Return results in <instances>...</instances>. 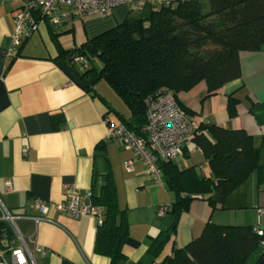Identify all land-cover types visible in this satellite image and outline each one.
Segmentation results:
<instances>
[{"label":"crops","instance_id":"0c3cea01","mask_svg":"<svg viewBox=\"0 0 264 264\" xmlns=\"http://www.w3.org/2000/svg\"><path fill=\"white\" fill-rule=\"evenodd\" d=\"M17 6L15 0H0V201L15 215L18 231L34 251L37 264L110 263L94 252L96 217L89 213L75 219L53 206L64 199L66 186L79 192L82 203H90L91 191L99 193L107 174L113 179L116 202L129 227L123 250L127 258L118 264H139L164 230L171 234L153 264L198 237L208 222L264 227V197L255 193V172L226 196L223 208L212 209L206 200L194 198L175 219L170 212L175 195L162 174L160 182L150 177L134 149L108 136L105 120L123 123L121 117L131 119L129 108L101 80L93 91H86L71 63L67 68L57 58L61 50L77 48L123 22L130 6L118 5L107 14L81 17L62 5L60 23L46 22L34 11V29L23 23L17 26L13 17ZM16 30L22 40L13 45L11 34ZM238 63L240 76L216 94L206 97L201 81L180 92L178 99L197 122L243 129L262 153L264 44L256 51H241ZM230 93L237 100L234 116L227 112ZM128 160H133L131 170L125 165ZM203 160L207 163L190 141L175 163H182V168L199 164L202 173L208 174L210 168L205 173ZM37 199L48 207L47 215L35 206ZM162 207L168 209L164 214L159 213ZM36 246L44 253L35 250ZM250 256L245 264H264V251L259 250L252 261Z\"/></svg>","mask_w":264,"mask_h":264},{"label":"trees","instance_id":"16d2710c","mask_svg":"<svg viewBox=\"0 0 264 264\" xmlns=\"http://www.w3.org/2000/svg\"><path fill=\"white\" fill-rule=\"evenodd\" d=\"M264 44V0H166L147 2L139 14L88 39L77 48L60 51L57 58L70 68L75 55L84 57L78 77L86 91L105 81L131 111L121 117L126 129L145 137L146 99L160 92L178 94L204 82L206 97L240 75L239 53L256 51ZM96 61L100 66L97 68ZM228 95L227 109L234 116L237 100ZM190 141L202 151L210 168L199 174L194 165L180 167L176 161L158 160L167 188L173 191L170 212L175 219L194 198L206 200L212 209L223 208L226 196L252 173L264 180L261 149L240 128L197 122ZM189 141V142H190ZM186 145L184 146V150ZM99 193L91 191L89 206L97 208L102 222L97 227L94 252L109 264L126 260L124 245L129 234L124 211L117 201L113 179L107 174ZM175 224V223H174ZM173 224L174 228L175 225ZM9 230L0 221V231ZM261 230L262 232H258ZM171 230L155 237L139 264H153L160 256ZM264 242V227L208 222L198 237L173 248L159 264H245L246 258Z\"/></svg>","mask_w":264,"mask_h":264},{"label":"built area","instance_id":"2783aa9c","mask_svg":"<svg viewBox=\"0 0 264 264\" xmlns=\"http://www.w3.org/2000/svg\"><path fill=\"white\" fill-rule=\"evenodd\" d=\"M17 8L13 9V17L18 27L27 24L30 29L37 26L32 16L36 11L46 22L60 23L61 13L59 7L67 5L74 13L83 17L90 14H107L114 7L128 4L131 9L141 10L147 2H163L166 0H15ZM16 30L12 35L13 45H18L22 37ZM82 55L73 56V62L83 63ZM173 93L169 91L160 92L146 99V123L142 127L145 137L136 136L132 131L126 129L123 123L115 122L109 118L105 120L108 124V136L120 141L125 148L135 150L136 157L142 159L147 166L150 177L160 182L161 169L158 160L176 161L183 153L184 146L190 141L197 129V121L185 114L182 107L176 102ZM133 160L126 162L128 170L132 169ZM10 185H7V189ZM64 199L55 203V209L65 211L71 217L77 219L83 214H93L98 225L102 222L100 212L88 204L80 201L79 192L72 187L66 186ZM35 206L46 214L48 207L37 199ZM167 207L159 209L160 214L167 211ZM15 215L11 213L0 201V221L4 222L8 231H0V264H37L36 258L23 238L15 222ZM258 232H262L259 230ZM264 244V242H262ZM35 250L44 253L42 247L36 246Z\"/></svg>","mask_w":264,"mask_h":264},{"label":"rangeland","instance_id":"374dc122","mask_svg":"<svg viewBox=\"0 0 264 264\" xmlns=\"http://www.w3.org/2000/svg\"><path fill=\"white\" fill-rule=\"evenodd\" d=\"M124 5H128V4H124ZM128 16L129 17H133V16H135V15H137V14H139V10H136V9H130L129 8V11H128ZM96 66H97V68L100 66V63H99V61H96ZM101 81H103V80H101ZM103 83H105V81H103ZM194 118V117H193ZM195 119V118H194ZM179 160L181 161L182 159L181 158H179ZM260 162L261 163H264V151H262V153H261V157H260ZM202 162V164H201V166H203V168L205 169V173H208L209 172V170H208V164L207 163H205L204 162V160L203 161H201ZM180 166H182V163L180 164ZM196 169H197V171H198V173L199 174H201L202 173V171H201V167H200V165L199 164H196ZM256 173V172H255ZM255 175V174H254ZM257 184V183H256ZM255 185V184H254ZM258 185V186H257ZM257 185H255V189H256V195H257V193H258V195L260 194L261 195V197H264V180H262V181H258V184ZM258 189V190H257ZM259 198V197H258ZM256 223H258V221H256ZM255 223V224H256ZM259 250H261V251H264V246H262V245H259L258 246V248H256V250L253 252V254H251V256H250V261H252V258L254 257V255L259 251ZM156 264V263H155ZM252 264V263H251Z\"/></svg>","mask_w":264,"mask_h":264},{"label":"water","instance_id":"95a60500","mask_svg":"<svg viewBox=\"0 0 264 264\" xmlns=\"http://www.w3.org/2000/svg\"><path fill=\"white\" fill-rule=\"evenodd\" d=\"M70 63H71V66H72V70H74V72H75L76 74H78V70L75 69L76 67H75V63L73 62V57L71 58Z\"/></svg>","mask_w":264,"mask_h":264}]
</instances>
